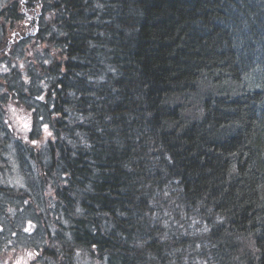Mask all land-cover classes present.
<instances>
[{
	"label": "clouds",
	"instance_id": "1",
	"mask_svg": "<svg viewBox=\"0 0 264 264\" xmlns=\"http://www.w3.org/2000/svg\"><path fill=\"white\" fill-rule=\"evenodd\" d=\"M205 7L0 0V264H264V0Z\"/></svg>",
	"mask_w": 264,
	"mask_h": 264
},
{
	"label": "trees",
	"instance_id": "2",
	"mask_svg": "<svg viewBox=\"0 0 264 264\" xmlns=\"http://www.w3.org/2000/svg\"><path fill=\"white\" fill-rule=\"evenodd\" d=\"M150 6L155 5L158 11L165 15V19L157 21L155 28L148 29L145 38L141 41V48L145 55L152 58L153 50L151 48L150 36L154 32H170L179 20L193 15L196 13L197 6L204 8L205 11L208 9L205 7L207 5H220V9L212 10H223L229 3V0H147ZM68 6L72 8H79L82 0H67ZM13 15L15 11L13 10ZM2 24V21H0ZM222 38L221 36L216 37L217 40ZM80 47L79 37H74L73 44L71 45V50L76 51ZM71 63V62H70ZM220 104L228 105L232 101L228 100L226 97H221L218 101ZM227 115V114H225ZM207 163L216 167L217 169L223 167V159L215 153H207ZM193 163H198V161L193 158Z\"/></svg>",
	"mask_w": 264,
	"mask_h": 264
}]
</instances>
